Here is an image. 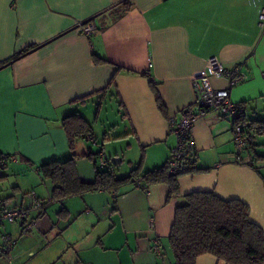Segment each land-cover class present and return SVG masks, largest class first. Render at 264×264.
<instances>
[{"label": "crops", "instance_id": "1", "mask_svg": "<svg viewBox=\"0 0 264 264\" xmlns=\"http://www.w3.org/2000/svg\"><path fill=\"white\" fill-rule=\"evenodd\" d=\"M254 7L234 0H0V152L18 159L0 171V199L26 206L34 193L48 202L27 234L19 224L0 225V264L4 232L17 242L13 264H173L166 251L175 210L193 192L246 204L264 232V136L252 139L254 166L235 164V123L215 111L194 123L195 168L176 178L177 195L166 183L148 184L147 192L128 183L114 193L51 201L52 185L38 173L41 164L73 154L80 179L94 180L80 140L96 146L98 136L139 151L142 173L164 166L175 146L170 120L197 115L192 77L213 57L226 68L241 65L246 80L230 98L247 120L264 121V31ZM87 23L95 28L90 36L80 29ZM108 98L116 113L101 120ZM73 114L90 124L93 141L76 139L70 150L62 120ZM118 129L122 135H112ZM62 209L72 224L87 225L71 233L57 217ZM195 264L227 263L204 254Z\"/></svg>", "mask_w": 264, "mask_h": 264}, {"label": "trees", "instance_id": "2", "mask_svg": "<svg viewBox=\"0 0 264 264\" xmlns=\"http://www.w3.org/2000/svg\"><path fill=\"white\" fill-rule=\"evenodd\" d=\"M127 9L128 7L124 11ZM30 51L31 49L24 50L17 59ZM156 99L161 108L158 95ZM236 108L237 117L233 121L242 127L247 143L244 154L251 157V166H254V159L259 156L252 153V139L264 136V121L247 120L240 112L239 105ZM62 128L69 140L70 150H73L76 139H92L89 135L90 124L78 114L65 117ZM72 156L62 161H49L38 167L39 175L52 185L51 201L98 191L114 193L128 183L141 189L148 184L166 183L170 186V194H178V176L168 175L166 164L142 173L141 160L128 176L117 178L115 166L109 160L105 158V166H100L97 162L98 156L88 152L82 158L94 165L95 177L92 181H83L77 173L75 158ZM182 199V203L176 207L168 236L173 264H195L197 257L204 254L215 256L227 264H264V232L249 220V208L246 204L238 200H222L212 192H193L184 195ZM57 217L60 220L68 219V212L62 209Z\"/></svg>", "mask_w": 264, "mask_h": 264}, {"label": "built area", "instance_id": "3", "mask_svg": "<svg viewBox=\"0 0 264 264\" xmlns=\"http://www.w3.org/2000/svg\"><path fill=\"white\" fill-rule=\"evenodd\" d=\"M258 21L260 30L264 31V6L260 10ZM80 29L83 34L88 36L95 33V28L91 23L81 26ZM210 77L224 81L226 88H214L211 85ZM262 77H264V74H262ZM245 80L246 74L240 64H235L232 68H226L216 57L207 59L203 70L192 77L194 104L198 113L193 116L184 114L177 121L170 120L171 132L175 136V146L170 150L166 163L168 175L177 177L189 173L195 168L196 150L192 130L198 117L210 111L231 118L237 117V108L235 103L232 102L230 94L235 87ZM89 140L93 141L90 138ZM233 142L235 145V151L232 155L233 162L237 165L251 166V157L244 154L247 144L245 135L242 127L236 123L233 125ZM17 160L15 155L0 152V171L8 165L18 162ZM97 162L100 166H105L106 159L100 154L97 157ZM143 190L147 192L145 187H143ZM26 197L28 198V204L19 207L11 206L8 201L0 199V225L18 223L23 234L29 233L36 227L46 202L37 199L34 193H28ZM149 227L153 228L152 219L149 221ZM1 240L3 264H13V250L17 242L7 233L1 235ZM152 250L156 256H162L158 241L153 242Z\"/></svg>", "mask_w": 264, "mask_h": 264}, {"label": "rangeland", "instance_id": "4", "mask_svg": "<svg viewBox=\"0 0 264 264\" xmlns=\"http://www.w3.org/2000/svg\"><path fill=\"white\" fill-rule=\"evenodd\" d=\"M234 1H236V3L239 6H243V5L246 6L247 3L251 7H253V5H254L255 7L258 6L260 9L262 8V6H264V0H234ZM115 109H116V104H115L114 100L108 98L105 101V103L102 105V111H101V118L100 119L104 120L106 118L107 119L109 118L112 120L114 114L116 113ZM106 112H108V115H106ZM79 113L81 114V112H79ZM88 116L91 117L92 114L89 112ZM96 129H97V131H99L98 128H96ZM112 135H114V136L115 135H122V129H118ZM110 137H111V135H110ZM106 140L102 139L100 136L96 137V142H97L96 146L92 145L91 143L86 142L85 140H80V142L83 143V145L85 147V151H86L85 153H87L89 150L92 153L101 152L102 155L107 160H109V162L112 158H117V159L122 160L121 158L123 157L124 158L123 162H121L118 166H115V175L117 178H123V177L128 176L129 173L133 169L138 167V162L141 161V155L139 154V151H137V150L132 151L130 149L126 150L127 142H125L123 139L113 140V138H108ZM234 151H235V145H234ZM128 161H131V165L128 164ZM82 164H84L86 167H88L89 170H91L94 167V165L90 161H88L87 159H84V162ZM143 171L144 170H142V172ZM41 201L46 202V200H41ZM46 204H48V203H46ZM75 221L76 220H74L73 218L68 217L67 222L64 225L67 229H70L71 233L75 230L77 231L78 227L83 228L87 225V224H84L82 221H78V223L72 224ZM14 253H15V251H14ZM166 254H168V257L172 258L169 247H167ZM63 263H65V262H63Z\"/></svg>", "mask_w": 264, "mask_h": 264}, {"label": "water", "instance_id": "5", "mask_svg": "<svg viewBox=\"0 0 264 264\" xmlns=\"http://www.w3.org/2000/svg\"><path fill=\"white\" fill-rule=\"evenodd\" d=\"M110 163L113 165V166H118L120 163H121V160L117 159V158H112L110 160Z\"/></svg>", "mask_w": 264, "mask_h": 264}]
</instances>
